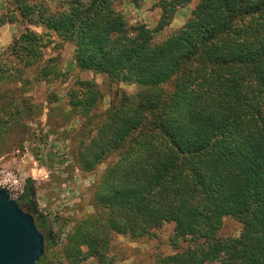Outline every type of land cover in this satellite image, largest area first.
<instances>
[{
  "label": "trees",
  "instance_id": "16d2710c",
  "mask_svg": "<svg viewBox=\"0 0 264 264\" xmlns=\"http://www.w3.org/2000/svg\"><path fill=\"white\" fill-rule=\"evenodd\" d=\"M192 1L187 20L156 40ZM158 7L149 27L130 23L114 0H4L0 27L23 28L0 51V156L45 108L28 94L33 86L68 80L58 55L44 59L54 37L72 44L79 71L137 85L132 94L110 88L99 114L94 79L77 76L67 88L65 115L83 119L72 139L77 168L111 160L91 186L93 211L61 244L38 218L45 250L36 264H115L114 235L137 240L165 223L172 245L187 244L154 264H264V0ZM225 217L240 223L238 236L219 235Z\"/></svg>",
  "mask_w": 264,
  "mask_h": 264
},
{
  "label": "rangeland",
  "instance_id": "374dc122",
  "mask_svg": "<svg viewBox=\"0 0 264 264\" xmlns=\"http://www.w3.org/2000/svg\"><path fill=\"white\" fill-rule=\"evenodd\" d=\"M51 1L57 6L63 0ZM114 2L130 23L144 22L149 27H154L159 18V0H139L137 5L130 0ZM194 5L195 1H192L179 7L170 25L156 34L155 39L161 40L180 27L190 16ZM3 6L4 0H0V9ZM22 28L21 22L0 27V51ZM54 38L55 40L44 50V59L58 55L62 69L68 73V80L53 81L49 84L39 82L28 92L34 101L42 102L45 108L40 116H35L27 122L26 132L13 139L12 148H8L0 156V188L5 186L13 198L19 199L27 194V187L30 186L40 218L45 219L48 227L54 232L55 237L52 241L61 244L73 223L93 211L90 204L91 186L111 160L106 159L89 172H82L77 168L73 158L72 139L79 137L76 130L83 119L79 116L65 115L64 112L68 110L66 90L77 76L94 79L104 93L103 99L93 111L99 114L108 107L110 88L118 86L121 91L132 94L137 90V85L126 83L109 85L103 75L79 71L73 62L72 44ZM51 92L57 94L59 98L57 103L50 104L45 101ZM240 230L241 225L238 221L225 217L219 235L236 237ZM172 232L173 224L165 223L150 235L137 240L114 235L109 254L113 255L115 264H154L159 257L186 246L187 243L184 241H180L177 247L172 245L170 241ZM49 256L52 257V261L58 260V257L61 259L60 255ZM62 264H66L65 261ZM83 264L98 263L89 260Z\"/></svg>",
  "mask_w": 264,
  "mask_h": 264
},
{
  "label": "water",
  "instance_id": "95a60500",
  "mask_svg": "<svg viewBox=\"0 0 264 264\" xmlns=\"http://www.w3.org/2000/svg\"><path fill=\"white\" fill-rule=\"evenodd\" d=\"M45 250L34 216L0 188V264H36Z\"/></svg>",
  "mask_w": 264,
  "mask_h": 264
},
{
  "label": "flooded vegetation",
  "instance_id": "af4514ba",
  "mask_svg": "<svg viewBox=\"0 0 264 264\" xmlns=\"http://www.w3.org/2000/svg\"><path fill=\"white\" fill-rule=\"evenodd\" d=\"M17 201L25 212L30 213L34 216V220L36 223L38 218H40V213L38 212L36 204L33 200L32 188L28 187L27 194L21 196Z\"/></svg>",
  "mask_w": 264,
  "mask_h": 264
},
{
  "label": "built area",
  "instance_id": "2783aa9c",
  "mask_svg": "<svg viewBox=\"0 0 264 264\" xmlns=\"http://www.w3.org/2000/svg\"><path fill=\"white\" fill-rule=\"evenodd\" d=\"M3 185H5V183H4ZM3 187L5 188V186H3ZM6 190L8 191V189H6ZM8 194H9V196H10L11 198H13V197L11 196V194H10L9 191H8ZM13 199L18 200V199H16V198H13Z\"/></svg>",
  "mask_w": 264,
  "mask_h": 264
}]
</instances>
